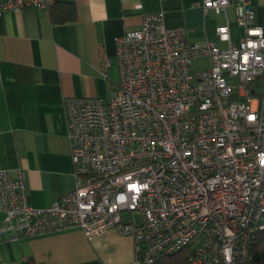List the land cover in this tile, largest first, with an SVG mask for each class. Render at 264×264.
<instances>
[{
  "label": "built area",
  "instance_id": "1",
  "mask_svg": "<svg viewBox=\"0 0 264 264\" xmlns=\"http://www.w3.org/2000/svg\"><path fill=\"white\" fill-rule=\"evenodd\" d=\"M53 2L0 0V15ZM203 4L217 12L234 4L240 39L226 22L216 31L227 46L192 41L161 11L117 36L111 94L65 99L74 189L36 207L25 170L0 168L3 235L80 228L93 238L116 228L137 242L131 264L186 246L191 264L249 261L264 230V28L249 0ZM204 58L209 64L196 68Z\"/></svg>",
  "mask_w": 264,
  "mask_h": 264
},
{
  "label": "crops",
  "instance_id": "2",
  "mask_svg": "<svg viewBox=\"0 0 264 264\" xmlns=\"http://www.w3.org/2000/svg\"><path fill=\"white\" fill-rule=\"evenodd\" d=\"M264 28V0H249ZM161 11L166 25L184 26L192 41L221 47L217 27L232 41L244 34L235 5L205 10L203 0H54L0 15V168L24 169L29 202L46 207L75 187L65 99L108 97L119 82L116 38ZM207 58L197 59L194 65ZM1 217V216H0ZM134 237L116 228L89 238L80 228L9 240L0 231V264H131Z\"/></svg>",
  "mask_w": 264,
  "mask_h": 264
},
{
  "label": "trees",
  "instance_id": "3",
  "mask_svg": "<svg viewBox=\"0 0 264 264\" xmlns=\"http://www.w3.org/2000/svg\"><path fill=\"white\" fill-rule=\"evenodd\" d=\"M191 254L192 249L189 246H186L177 252L161 256L153 264H191ZM22 264L42 263H38L33 257H29ZM245 264H264V230L259 232V234L256 236L255 241L250 249L249 261H247Z\"/></svg>",
  "mask_w": 264,
  "mask_h": 264
},
{
  "label": "rangeland",
  "instance_id": "4",
  "mask_svg": "<svg viewBox=\"0 0 264 264\" xmlns=\"http://www.w3.org/2000/svg\"><path fill=\"white\" fill-rule=\"evenodd\" d=\"M204 65H206V61H200V62H198V63H196L195 64V67L196 68H200V67H202V66H204ZM137 218L140 220V216L139 215H137Z\"/></svg>",
  "mask_w": 264,
  "mask_h": 264
}]
</instances>
